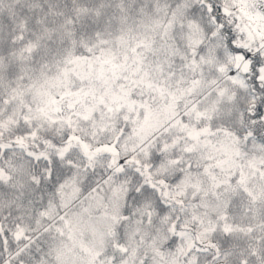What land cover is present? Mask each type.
Wrapping results in <instances>:
<instances>
[{
    "label": "snow or ice",
    "instance_id": "obj_1",
    "mask_svg": "<svg viewBox=\"0 0 264 264\" xmlns=\"http://www.w3.org/2000/svg\"><path fill=\"white\" fill-rule=\"evenodd\" d=\"M0 264H264V0H0Z\"/></svg>",
    "mask_w": 264,
    "mask_h": 264
}]
</instances>
